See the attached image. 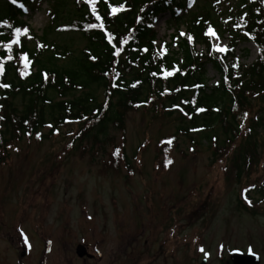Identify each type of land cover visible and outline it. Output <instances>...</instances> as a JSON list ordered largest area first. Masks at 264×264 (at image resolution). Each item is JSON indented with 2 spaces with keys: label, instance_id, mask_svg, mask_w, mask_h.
<instances>
[{
  "label": "rangeland",
  "instance_id": "obj_1",
  "mask_svg": "<svg viewBox=\"0 0 264 264\" xmlns=\"http://www.w3.org/2000/svg\"><path fill=\"white\" fill-rule=\"evenodd\" d=\"M54 1L40 0L27 11L29 19L22 18L38 35L51 22ZM211 5L215 16L230 12L225 0H197L194 11ZM63 10L72 16L71 5ZM164 20L153 25L161 39L172 33ZM215 31V48L224 50L227 39ZM47 39L74 52L85 46L78 34L55 28ZM256 55L249 41L236 50L243 64ZM206 77L210 86L219 78L209 66ZM260 99L250 102L255 118L264 115ZM182 121L180 114L138 109L126 115L124 134L109 129L111 138L101 150L76 142L82 124L75 122L50 136L44 128L10 144L0 163V264H85L76 256L79 244H87L95 257L99 249L100 264H122L142 251L146 237L154 252L171 249L169 264H229L233 252L256 253L264 264V198L258 195L264 185V131L256 133L257 165L237 183L221 130L210 129L207 142L198 130L178 133ZM244 130L235 145L245 142ZM214 143L226 153L218 155ZM239 197L247 211L238 208Z\"/></svg>",
  "mask_w": 264,
  "mask_h": 264
},
{
  "label": "trees",
  "instance_id": "obj_2",
  "mask_svg": "<svg viewBox=\"0 0 264 264\" xmlns=\"http://www.w3.org/2000/svg\"><path fill=\"white\" fill-rule=\"evenodd\" d=\"M225 1L230 12L219 17L212 5L194 11L197 0H56L38 35L22 18L40 0H0V163L13 142L72 122L82 124L76 142L101 150L109 129L124 134L126 115L142 109L180 114L186 123L177 132L198 130L207 142L218 127L240 183L257 165L256 133L264 131V115L255 118L251 107L264 103V0ZM162 17L172 29L167 39L153 27ZM53 28L78 34L85 46L74 52L49 41ZM214 29L227 39L224 50L215 48ZM247 41L257 55L243 64L236 50ZM207 66L219 77L211 86ZM242 130L245 142L235 145ZM122 162L128 167L123 149ZM258 190L264 198V185Z\"/></svg>",
  "mask_w": 264,
  "mask_h": 264
},
{
  "label": "flooded vegetation",
  "instance_id": "obj_3",
  "mask_svg": "<svg viewBox=\"0 0 264 264\" xmlns=\"http://www.w3.org/2000/svg\"><path fill=\"white\" fill-rule=\"evenodd\" d=\"M142 251L135 253L133 257H125L124 260L128 261L129 263H124L123 261L121 262L122 264H155V262H157L160 258H161V264H169V258H170V250L168 247H164L162 249L157 250V252H154V249L151 248L150 243L153 242H149V239L146 237L143 239L142 241ZM154 244V243H153ZM84 247L86 248V251H88V253H90L91 251L89 250L90 248H88V245L85 244ZM150 250H153V253H151ZM91 256H86L83 258H80V260H82L85 264H87V262H90V264H100L99 261L103 260L102 254L100 253L99 249L95 252V255L98 257H95L93 254L90 253ZM185 258V257H184ZM98 261V263L96 262ZM262 262V259L260 260ZM89 264V263H88ZM185 264V260L184 263Z\"/></svg>",
  "mask_w": 264,
  "mask_h": 264
},
{
  "label": "water",
  "instance_id": "obj_4",
  "mask_svg": "<svg viewBox=\"0 0 264 264\" xmlns=\"http://www.w3.org/2000/svg\"><path fill=\"white\" fill-rule=\"evenodd\" d=\"M77 254L80 257L83 256L84 250L78 248ZM231 260H232L233 264H257L258 263V259L256 256H252V255L242 256V255L237 254V253H235L231 256Z\"/></svg>",
  "mask_w": 264,
  "mask_h": 264
}]
</instances>
